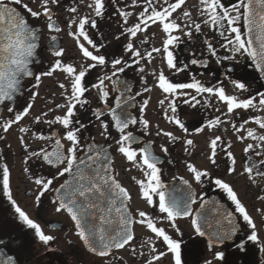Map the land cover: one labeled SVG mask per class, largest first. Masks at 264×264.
<instances>
[{
  "label": "snow or ice",
  "instance_id": "6c2138e0",
  "mask_svg": "<svg viewBox=\"0 0 264 264\" xmlns=\"http://www.w3.org/2000/svg\"><path fill=\"white\" fill-rule=\"evenodd\" d=\"M199 3L202 6L200 15L205 17L203 23L218 31L219 36L224 41L221 46L231 53L222 59L236 60L238 56L246 55L254 62L255 68L264 74V0H237L230 7L226 6L222 0H199ZM185 4L186 0H143L144 6L138 14L136 22L124 29L123 33L134 39L138 33H147L150 27L159 25L165 34V38L162 41V48L153 47L146 51L145 55H142L141 51L130 40L125 46V51L135 57L136 64L144 59L150 63L153 53L164 52L166 53L168 68H177L174 53L170 50L179 39L174 33L183 30V28H188L186 35L190 37L192 35L191 28L194 27L197 32L201 30V23L192 19L190 11L184 10ZM137 5L138 0H132V6L136 7ZM60 6L61 0H40L38 9L33 10L23 0H0V105L12 102L7 107V111L12 114L11 118L0 122V128L4 132H8L14 125L20 124L26 117H29L32 112L34 101L39 96L38 91L30 93V102L21 109L17 110L12 106L17 102L18 97L23 95L26 87L24 78L33 80V89H38L44 78L53 77L56 73H63L68 82L67 84H58V87L63 90L62 95L66 102L64 104L58 103L55 105V109L49 110L59 109L64 112V115H57L54 119L45 120L44 118L49 115V112L42 111L33 117L34 124H58L63 127L64 134L62 137L59 134L53 136L41 134L35 137L42 141H48L51 145V151L42 147L39 151L29 152V145L25 142L24 137L19 138L27 154L26 164L28 161L38 160L55 169L52 178L34 177V183L38 188L35 194L36 204H40L46 193L53 192L55 198L52 203L56 205L55 211L64 212L68 215L73 222L75 235L84 248L89 253L104 260L105 264H112V260L106 258H112L114 250L125 249H130L132 256L144 257V264H160L162 259L169 254L173 256L174 264H182L181 243L173 238L164 227L158 226L164 221H167L172 228L179 232L180 229L176 226L177 220L191 218L190 223L194 233L201 238L207 237L208 247L211 248L215 243L223 244L237 236L241 228L236 222L234 213H238L246 226L251 228V233L235 241L237 248L245 250V241L259 242L257 225L230 183L219 178L214 181L215 185L223 190L234 204V210L228 212L223 210V206L215 203L212 204L211 208H207L209 201L205 200L202 195L198 197L192 188V184L183 177L180 179L184 185H187V189L183 190L179 197L168 191V185L164 184L161 179L162 169L158 166L162 161L153 155L150 144L139 148L133 147L134 144L138 143V139L131 131H127L129 126L139 123L143 126L142 130L147 133L150 122L143 117L139 120L132 117L123 107L129 101L135 100V96L126 95L131 91L126 82L123 84V91L118 86L121 82L117 78L130 65L120 58L109 61L104 54L100 53L104 44H97L87 30L97 28L96 19L91 18V16H79L77 6L68 7L67 11L73 15L67 20V27L71 29L75 26L76 29L70 31L68 35L74 39L84 63L78 67L75 62L65 60V50L60 47L52 53L53 60L50 61L47 70L39 73L33 70L32 65L36 63L42 33L40 28L31 23V18L43 19L44 28L49 32L60 33L62 29L53 15V8L59 9ZM87 7L91 9L95 17L102 18L105 14L106 3L105 0H92ZM177 13H182L183 24L177 22L178 17L174 16ZM118 15L122 17L123 23L127 24L132 13L118 9ZM241 20L247 25L246 36L242 34V28L239 26ZM50 39L54 42L57 40V36L52 35ZM140 43L147 44L148 40L142 39ZM208 50L213 57L217 56L216 49L211 43H208ZM89 61L90 63H88ZM109 63L112 69L111 74H103L92 85V88L98 90L100 99L106 108V112L97 109L95 115L98 120L106 114L111 117L113 127L119 133V139L116 140L117 151L141 171L142 179L136 177H132V179L139 186L141 199L160 214L157 217H153L144 210H137L134 215L129 203L132 200V195L121 184L117 175L113 174V162L107 150L95 143L83 144L81 141V130L86 126L77 118V106L83 108L89 103L84 98L85 93L90 91L86 77L91 70L97 67H107ZM191 63L197 64L199 61L193 59ZM140 71H144L143 67L140 68ZM153 75L156 77L155 86L164 94V99L159 101L161 107H164L165 101H167L164 116L185 134L189 133V128L177 115V99L181 96L188 98L184 102L191 107H196L201 103L198 96L207 94L210 97H215L226 107L224 116L229 119L234 114L240 115L242 112L252 109L264 111V92L258 93L259 101L256 104L254 103L255 97L250 96L241 99L237 95L228 94L224 87L206 86L195 77H192L191 82L177 83L169 79L163 70L158 75L156 73ZM144 82L147 84L146 79ZM232 82L237 89L247 91L244 82L237 80ZM108 84H111L113 90L118 93L114 107L108 104L110 95ZM143 91L150 92L151 88L145 87ZM136 95H142V93L137 92ZM204 102L209 105L207 98ZM148 105L149 100L145 99L140 105V112H145ZM133 106L135 105L133 104ZM169 111L172 113L171 116L168 115ZM216 111L219 112L220 108L217 107ZM225 122L217 116L209 120L204 127H197L195 132L197 134L202 133L205 131V127L215 129ZM249 122L258 126L259 134L256 129L245 128ZM101 127L103 128L102 134L106 138H110L108 136V123L101 120ZM232 128L236 133H246V135L238 136L241 142L245 140L254 142L247 144L244 149L245 153L255 152L257 156L264 157V116L252 117L251 121L246 119L239 126L233 123ZM19 131L28 133L31 129L20 127ZM161 134L168 137L172 142L179 139L169 131L161 132L158 130L156 133L157 136ZM62 141H66L67 144ZM185 144L194 146V141L187 139ZM108 147L110 148L111 145ZM209 147L208 159L211 164L216 165L217 149L220 148L225 151L230 161L228 174L237 173V159L232 151L223 148L221 136L216 135L214 139H211ZM227 148H231L230 143ZM160 149L163 153H168V148L164 145H161ZM189 150V148H185V152H189ZM259 165L264 166V159L259 161ZM186 167L197 184H202L204 178H210V173L207 170H201L194 164L188 163ZM29 171L28 168H25L26 173ZM245 174L252 184L257 183V177L264 178V170H261L256 163L251 161L243 167L242 172L238 173V175ZM66 175L70 176L71 179L61 183L59 187L53 186L58 177H65ZM30 178L33 177L30 176ZM2 185L19 221L27 229L32 230L34 236L44 245L54 240L55 238L45 234L41 225L30 218L29 214L13 199L10 170L6 164L3 166ZM258 199L264 202V195L258 196ZM194 205H198V208H194ZM205 209L207 210L205 211ZM257 211L264 215V209H257ZM135 225L142 226L152 234L142 243H139L140 251L134 246V242H137ZM26 236L27 234H25V238L15 241L19 250L24 249L28 243ZM157 241L166 248V251L157 247ZM143 249L148 250L147 256ZM261 251H264V245H261ZM215 256L221 261L225 258L224 252L215 253ZM0 264H18V262L9 256L6 260L0 261ZM75 264H79V261H75ZM206 264H211V261H207Z\"/></svg>",
  "mask_w": 264,
  "mask_h": 264
},
{
  "label": "flooded vegetation",
  "instance_id": "af4514ba",
  "mask_svg": "<svg viewBox=\"0 0 264 264\" xmlns=\"http://www.w3.org/2000/svg\"><path fill=\"white\" fill-rule=\"evenodd\" d=\"M72 2L73 1L71 0H61V3L64 5L61 8L62 12L59 11L60 9L53 8L54 18L57 19V22L62 29L60 33L55 34L44 28L43 19L36 20L35 18H31V23L34 26L39 27L42 33L40 37V48L38 49L40 61L35 72H41L48 69L50 61L53 60L52 53L55 49L62 47L66 52L65 34L67 33L68 27L66 23L67 20L64 19L63 14L66 16L73 15L67 11V6H71L69 3ZM222 2L230 7L232 4L236 3L237 0H222ZM105 3L106 10L102 18H97L92 15V13L88 15L97 20V28L87 30L97 44H104V47L100 49V53L104 54L109 61L115 58H120L127 61L130 65L126 68L125 72L121 73L117 78L121 82V84L118 85L120 90H124L123 84L126 82L131 88V91L126 93V95L135 96L134 101H129V103L123 105V107L127 109V112L132 117H136L138 120L143 117L150 122V128L147 133L142 130L143 126L139 123L137 125L129 126L127 131H131L138 139V143L134 144L133 147L139 148L150 144L153 155L162 161L158 166L162 169L161 179L163 183L168 185V188L170 187L168 191L179 197L182 191L187 189V185H184L180 179L183 177L192 184V188L195 190L198 197L202 195L205 200L209 201L207 208H211L212 204L215 203L223 206V210L228 212L234 210V204L228 199L227 194L215 185L214 181L219 178L230 183L238 193L239 198L245 204L249 214L253 217V220L257 225L256 230L259 235V242L245 241V250L237 248L235 241H238L241 237H246L251 233V228L246 226L238 213H234L236 222L241 228L237 236L234 237L233 240L225 241L223 244L215 243L211 248L208 247L207 237L201 238L194 233L190 223L191 218L177 220L176 226L180 229L179 232L172 228L167 221L158 224V226L164 227L173 238L181 243L182 264H206L207 261H211V264H264V251H261V245H264V215L257 211V209H264V202L258 199V196L264 195V178L257 177V183L252 184L246 174L238 175V173L243 171V167L249 161L256 163L261 170H264V166L259 165V161L264 159V157L257 156L255 152L245 153L244 149L247 144L254 142L252 140L241 142L238 139V136L246 135V133H236L232 128L233 123L239 126L244 123V120L246 119L251 121L252 117L264 116V111L252 109L247 112H242L240 115L234 114L233 117L229 119L224 116L226 107L223 103L217 101L215 97H210L207 94H204V96H198L201 103L196 105V107H191L184 102L188 98L181 96L177 99V115L185 123L186 127L189 128L188 134L183 133L178 126L170 123L164 116L167 101H165L164 107H161L159 103L161 99H164V94L161 91L151 90L153 91L154 96L148 98L146 97L148 92L143 91L146 85L152 89V85L156 84V79L153 81L148 80L149 83L145 84L144 81L146 77H142V75L145 74L146 68L144 66V61H147V59L141 60L139 64H136L135 57H133L131 53L125 51L126 44L131 40L136 48L142 52V55H145L146 51L155 47L154 43L156 37H153L150 33H146V36H144V34L141 38L135 41V38L133 39L128 35L127 39L129 38V40L127 41V39H125V33H123V19L118 15V9L126 10V7H123L122 0H105ZM193 3L194 4L189 5L188 0H186L184 10L190 11L192 19L197 23H201V30L197 32L194 27L191 28L192 35L190 37L186 35V32L189 30L188 28H183V30L174 33L179 39L170 50L174 53L177 68H168L166 71L162 68L165 75L173 82L177 83L191 82L192 77H195L206 86L224 87L228 94L237 95L241 99L250 96L255 97L254 103L258 104V93L264 92V79L255 71L252 65V60L246 55L238 56L236 60L222 59L224 56H228L231 53L221 46L224 41L223 38L219 36L218 31L203 23L205 17L200 15V9L202 6L200 5L199 0H194ZM141 10L142 8L137 9L136 13L139 14ZM25 15H27V13H25ZM79 16L82 17V14L80 13ZM131 16V24L133 25L135 23V7L132 9ZM174 16L178 17V23L183 24L184 18L182 13L174 14ZM239 26L242 28V34H244L243 20H241ZM52 35L57 36V40L54 42L50 39ZM117 37H119V39H117ZM142 39H147L148 43L141 44L140 41ZM208 43H211L215 47L217 56L213 57L210 54ZM69 51L70 50H68V52ZM165 57L166 53L164 52L153 53V58L150 63L155 60L159 61ZM193 59L199 61V63L192 64L191 61ZM147 63L149 62L147 61ZM141 67L144 69L143 72L140 71ZM111 71V64L109 63L107 67H97L96 69L91 70L86 77V82L90 91L85 93L84 98L87 99L89 103L83 108L79 105L77 106V118L86 126L81 130V141L83 144L100 142L107 146L111 145L109 149L112 154L113 174L117 175L121 184L131 193L132 200L129 203L133 214L135 215L137 210H144L150 213L153 217H157L160 214L147 205L143 199V207L140 205H138L137 209L133 207L135 194L138 195L139 199H141V196L139 186L136 185L132 177L142 179L143 175L139 169L135 168L118 153L116 140L119 139V133L113 127L111 117L106 114L98 120L95 115L97 109L106 112V108L100 99L98 90L92 88V85L97 82L98 77L105 73L111 74ZM160 71L161 69L159 68L157 75ZM56 74L57 78L54 83L56 84L57 89H60L58 84L65 79V76L63 73ZM46 79H48V77L44 78V81L42 80L41 85L37 90L42 91V86H44ZM30 80L31 79H27L25 81L26 87L23 95L18 98L16 104L12 105L17 110L26 106L30 102L29 96L33 91ZM233 80L244 82L247 91L237 89L232 82ZM106 83L108 82L106 81ZM48 86L49 83L46 84V90L48 89ZM108 90L110 94L108 104L114 107V101L118 93L113 90L111 84H108ZM41 91H38L39 95ZM151 91L149 92L150 95H152ZM137 92L142 93V95H136ZM156 95H159V97H156ZM52 96H55L54 98L60 97L57 94V91H54V93L51 92L46 96L48 98H38L34 101L31 114L33 112L36 113L32 115L30 114L29 117H26L21 121H26L24 127L31 129V131L28 132V134L31 135V138L36 140L37 143L40 142V144L29 143V152L39 151L42 147L51 151L50 143L48 141L36 139L35 137L37 135L42 134L44 136H53L54 134H59L62 137L64 134V129L61 125L33 123V117L39 115L42 111L49 112V115L44 118L45 120L54 119L57 115H64V112L59 109L49 111L50 109H55L56 105V103H54L55 99ZM40 97H43V95H40ZM205 98L209 101L210 106L205 104ZM145 99L149 100V105L147 110L141 113L139 108ZM133 104L135 106H133ZM8 106L9 103L3 105L0 122H2L1 119L4 120L11 118L12 114L7 111ZM217 107L220 108L219 112L216 111ZM168 115L171 116L172 113L169 111ZM217 116L226 122L215 129H208L205 127L204 132L198 134L195 132L197 127H204L209 120L214 119ZM101 120L108 123V136L110 138H106V136L102 134L103 128L101 127ZM97 126L100 130L99 136L98 133H96ZM245 128L256 129L259 134L258 126L252 122L246 124ZM158 130L161 132H172L179 139L172 142L168 137H165L162 134L157 136L156 133ZM216 135L221 136L223 148L232 151L235 155L237 159L236 174H228L230 161L228 160L225 151L220 148L217 149L216 165L210 163L208 159V156L210 155L209 143ZM21 136L25 137L20 131L19 133L13 132L12 130L4 132L3 129L0 128V240H2L0 248L7 250L11 255L18 254V256L21 257V259H18L19 264H75V261H79V264H105L104 260L89 253L84 248L79 238L75 235L73 222L68 215L64 212L58 213L55 211L56 205L52 203L55 198L53 192L50 191L49 193H46L45 196L42 197L40 204H36L35 194L37 193L38 188L34 183V177L40 176L52 178L55 169L38 160H31L26 164L25 160L27 159V154L20 142L19 138ZM187 139H192L194 141V146H187L185 144ZM62 142L67 144L66 141ZM229 143L231 144L230 149L227 148ZM161 145L168 148L167 154L161 151ZM186 147L190 149L189 152H185ZM188 163L196 165L201 170H207L210 173V178H204L202 184H197L194 181L192 174L187 170L186 165ZM5 164L10 170L13 199H15L17 204L29 214L30 218L41 225L45 234L51 235L55 238L50 241L49 244L44 245L40 242L38 238L34 236L32 230L27 229L17 218L13 206L8 201L3 190L2 175L3 166ZM25 168H28L30 171L26 173ZM30 176L33 178H30ZM65 178L66 176L58 177L54 181L53 186L59 187ZM193 207L198 208V205H194ZM206 210L207 209H205V211ZM134 230L137 237V242H134V246L140 251L139 243H142L152 234L140 225H135ZM25 234H27L26 239L28 243L24 249L19 250L15 241L25 238ZM153 239L155 238L153 237ZM156 244L160 250L166 251V248L159 241H157ZM143 251L147 256L148 250L143 249ZM218 252H224L225 258L223 261L216 258L215 253ZM106 259H111L112 264H144L145 260L142 256H132L130 249L114 250L113 257ZM160 264H174L173 256L171 254L167 255L162 259Z\"/></svg>",
  "mask_w": 264,
  "mask_h": 264
},
{
  "label": "rangeland",
  "instance_id": "374dc122",
  "mask_svg": "<svg viewBox=\"0 0 264 264\" xmlns=\"http://www.w3.org/2000/svg\"><path fill=\"white\" fill-rule=\"evenodd\" d=\"M73 1L72 3H69L71 6H77L78 7V10H79V14L81 13L82 16H88L89 14H91V9H89L87 7V5L89 3L92 2V0H83V3H81V0H71ZM24 3H28L30 7L33 8V10H37L38 9V5L40 3V0H23ZM194 0H188V4L191 5V4H194L193 3ZM122 3H123V7H126V11H130L132 13V9L133 7L131 6V0H122ZM127 4V5H126ZM64 5L61 3V6L59 7V11H61V8L63 7ZM143 6V0H138V5L135 7V22H136V19H137V16H138V13L137 12V9H140L142 8ZM70 7V6H67V8ZM84 10V11H83ZM92 15H94L92 13ZM64 19L65 20H68L70 18V16H66L64 15ZM131 21H132V16L129 17L128 19V23L127 24H124L123 23V30L126 29L127 27H129L131 24ZM43 24V23H42ZM75 26L71 29H67V33L65 34L66 36V52H65V60L69 61V62H75L76 65L79 67V65L81 63H84V61L82 60V58L80 57V54L76 48V43L74 41V39L68 35V33L70 31H75ZM147 33H150L153 37H156V40H155V43H154V46L156 48H162L163 45H162V41L163 39L165 38V34L161 31L159 25H156V26H152L148 29ZM145 34V35H144ZM142 35L146 36V33H138L137 37L135 38V41L139 38L142 37ZM127 34L125 33V39H127ZM129 40V38L127 39V41ZM126 41V40H125ZM68 50H70L68 52ZM142 54V52H141ZM90 63V62H88ZM144 66L146 67L145 68V74L142 75V77H146V80H147V83H149V81H153L154 79H156V77L153 75V73H156L157 74V71L158 69L160 68L164 71H166L168 69V66H167V63H166V58H163L159 61H154L152 63H147V61H144ZM40 71H38L37 73H39ZM64 75V74H63ZM57 78V74H55L53 77H48V79H46L45 83H44V86H42V91L41 90H37V89H33V91H41L40 95H43V97H40V95L36 98V100L39 98V99H42V98H48L46 97L49 93L53 92L54 91H57V94L60 96V97H57V98H53L55 99L54 103L56 104H64L66 101L64 99V96L62 95V91L61 89H57L56 87V84L54 83L55 82V79ZM149 80V81H148ZM44 81V80H43ZM156 81V80H155ZM30 83L31 85H33V80L31 79L30 80ZM49 83V86H48V89L46 90V84ZM61 83H68L66 81V79H63V81H61ZM146 87H148V85H146ZM152 89L153 91H160L159 89H157V87L155 85H152ZM45 89V90H44ZM153 91H151V94L148 92V94L146 95V97L150 98L151 96H154V93ZM156 97H159V95H156ZM164 97V96H163ZM52 99V100H54ZM36 112H33L32 114H34ZM31 114V115H32ZM62 116V115H61ZM3 121V119H1ZM26 122V121H25ZM25 122H21L20 124L16 125L13 127V129H10L12 130L13 132H17L19 133V128L20 127H24L25 126ZM96 133H98V136H99V133H100V130L97 126V129H96ZM21 134H24V138L27 142V144L29 143H33V144H40V142L37 143L36 140H33L31 138V135L28 134V133H21ZM138 205H140L141 207L144 206V201H142V199H139L138 195L135 194V197L133 199V207L135 209L138 208Z\"/></svg>",
  "mask_w": 264,
  "mask_h": 264
},
{
  "label": "water",
  "instance_id": "95a60500",
  "mask_svg": "<svg viewBox=\"0 0 264 264\" xmlns=\"http://www.w3.org/2000/svg\"><path fill=\"white\" fill-rule=\"evenodd\" d=\"M244 30H245V36H246V35H247V25H246V24H244ZM39 61H40V56H39V54H38L37 57H36V63H35L34 65H32L34 71H35L36 65L39 63ZM253 63H254V62H253ZM254 67H255V64H254ZM255 69H256V68H255ZM256 71H257V73H258L259 75H261V76L264 78V74H262L258 69H256ZM26 79H28V78H24V82H25ZM9 103L11 104L12 102H9ZM14 104H15V103H14ZM14 104H12V105H14ZM2 109H3V105H0V115H1ZM92 143H95V142H92ZM95 144H96V145H99L102 149H106L107 152H108V154H109V155L111 156V158H112L111 151H110V149H109V147H108L107 145L102 144V143H95ZM69 179H71V177H70V176H67L66 179L63 181V183H64L66 180H69ZM169 189H170V187L168 188V190H169ZM170 191H171V190H170ZM0 253H2V255H0V261L6 260L7 257H9V256H11V257H13L14 259H16L17 262H18V259H19V258L21 259V257L18 256V254L11 255L7 250L2 249V248H0ZM18 264H19V262H18Z\"/></svg>",
  "mask_w": 264,
  "mask_h": 264
}]
</instances>
